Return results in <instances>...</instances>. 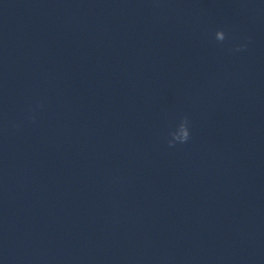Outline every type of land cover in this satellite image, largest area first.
<instances>
[{
    "label": "water",
    "instance_id": "95a60500",
    "mask_svg": "<svg viewBox=\"0 0 264 264\" xmlns=\"http://www.w3.org/2000/svg\"><path fill=\"white\" fill-rule=\"evenodd\" d=\"M122 2L187 106L264 199V0ZM244 42L245 51L230 50Z\"/></svg>",
    "mask_w": 264,
    "mask_h": 264
},
{
    "label": "clouds",
    "instance_id": "9594fccd",
    "mask_svg": "<svg viewBox=\"0 0 264 264\" xmlns=\"http://www.w3.org/2000/svg\"><path fill=\"white\" fill-rule=\"evenodd\" d=\"M214 39L223 43L228 39V35L223 29L216 30L214 34ZM248 47L247 42L241 43L230 49L233 52L245 51ZM29 119H33V116H29ZM170 139H167V144L169 147H175L177 144H185L191 139V121L187 115L179 118V122L174 126V128L168 134Z\"/></svg>",
    "mask_w": 264,
    "mask_h": 264
}]
</instances>
